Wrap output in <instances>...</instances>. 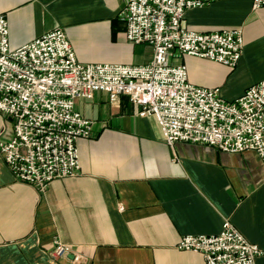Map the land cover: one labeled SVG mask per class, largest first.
Here are the masks:
<instances>
[{
    "label": "crops",
    "instance_id": "crops-1",
    "mask_svg": "<svg viewBox=\"0 0 264 264\" xmlns=\"http://www.w3.org/2000/svg\"><path fill=\"white\" fill-rule=\"evenodd\" d=\"M122 0H0L12 49L62 28L79 62L140 66L148 45L127 41ZM186 28L212 32L241 28L244 49L234 69L185 56L189 81L219 88L231 101L264 80V7L252 0H216L187 11ZM93 122L78 142L80 171L45 192L15 180L0 153V264H205L180 251L183 236H213L229 220L264 252V161L256 153L164 141L154 117H140L127 96L106 93L77 100ZM0 113V140L13 137ZM72 252L52 260L55 239ZM80 260L76 261L75 258ZM255 264H264V254Z\"/></svg>",
    "mask_w": 264,
    "mask_h": 264
},
{
    "label": "built area",
    "instance_id": "built-area-1",
    "mask_svg": "<svg viewBox=\"0 0 264 264\" xmlns=\"http://www.w3.org/2000/svg\"><path fill=\"white\" fill-rule=\"evenodd\" d=\"M122 1L127 41L152 48L148 64L81 63L60 27L12 49L0 15V113L13 121L14 131L10 140H0V153L15 180L42 193L54 180L78 176V142L91 137L93 122L75 103L98 92L112 103L127 96L138 116L156 119L171 148L177 142L202 144L231 154L252 151L264 161V80L227 101L217 87L192 84L178 62L189 56L234 69L243 54V30L185 27L187 11L216 0ZM262 7L264 0H252V10ZM53 244L52 260L72 252L57 238ZM176 248L200 254L205 264H255L264 254L229 220L219 234L183 236Z\"/></svg>",
    "mask_w": 264,
    "mask_h": 264
},
{
    "label": "rangeland",
    "instance_id": "rangeland-1",
    "mask_svg": "<svg viewBox=\"0 0 264 264\" xmlns=\"http://www.w3.org/2000/svg\"><path fill=\"white\" fill-rule=\"evenodd\" d=\"M120 17V16H119ZM121 19V18H120ZM122 20V19H121ZM123 21V20H122Z\"/></svg>",
    "mask_w": 264,
    "mask_h": 264
}]
</instances>
